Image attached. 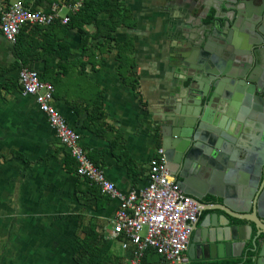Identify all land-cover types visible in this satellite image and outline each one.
<instances>
[{
    "label": "crops",
    "instance_id": "0c3cea01",
    "mask_svg": "<svg viewBox=\"0 0 264 264\" xmlns=\"http://www.w3.org/2000/svg\"><path fill=\"white\" fill-rule=\"evenodd\" d=\"M15 1L44 12L50 11L55 4L68 6L76 2L0 0V12ZM109 2L108 5L92 4V12L100 10L101 13L97 21L83 26L89 35L86 40L78 28L63 30L60 27L65 25L56 20L61 26L53 30L47 28L51 37L46 39L51 42L47 53L30 67L12 70L16 61L14 46L0 29V264H43L38 248L45 245V240L41 242V237L38 239L36 235L40 220L55 221L57 224L52 226L56 232L71 235L70 248L63 250V258H51L48 264H70V260L73 264L80 248L79 244L74 247V240L81 236V226L91 223L105 241L100 256L114 252V246L118 245L120 252L114 253L121 257L123 264H128L132 257V251H125L113 237L119 201L105 195L99 199L94 197L92 192L96 188L76 174L77 163L58 139L47 116L38 109L34 97L25 96L18 81L23 67L37 71L43 82L54 87L53 105L81 134V144L92 162L99 164L98 168L123 194L144 189L148 185L150 161L161 148L159 136L164 114L168 111L166 104L174 95L179 96L183 85L189 83L186 78L191 73L177 64V59L184 51V39L192 27L187 13L196 3L195 0ZM226 4L229 5L223 2V13ZM112 13V23H120L113 33L114 40L98 33L99 29L107 32L102 22ZM215 13L211 9L209 15ZM65 14L72 15L64 9ZM225 21L221 19L222 24ZM81 22L80 19L78 23ZM127 42L131 47L125 49V55L131 60L126 73L138 79L137 90L123 81L119 72L120 56L116 45ZM58 43L66 45L71 53L61 69H53L54 55L49 52ZM41 51L38 49L37 53ZM65 54L64 51L63 56ZM102 59L105 60L103 65ZM58 62L56 59L54 63ZM101 92L106 112L102 127L97 119L87 122L88 113L92 112ZM75 107L80 112L75 111ZM117 134L123 137L124 152L120 151ZM101 258L91 257L89 264H99ZM253 258V254L247 258L209 261L190 258V264L237 259L256 264ZM145 263L164 264L163 259L148 252Z\"/></svg>",
    "mask_w": 264,
    "mask_h": 264
},
{
    "label": "water",
    "instance_id": "95a60500",
    "mask_svg": "<svg viewBox=\"0 0 264 264\" xmlns=\"http://www.w3.org/2000/svg\"><path fill=\"white\" fill-rule=\"evenodd\" d=\"M220 1L213 3L211 0H195L196 5L187 13L192 27L184 39V51L177 59V64L189 69L191 74H188L186 79L189 83L183 85L179 96L174 95L166 104L168 111L164 114L159 139L168 169L177 180L181 179L178 180L181 190L202 206V212L207 213L193 228L189 257L192 260L198 258L209 261L243 256L247 258L253 254L256 264H264V183L260 185L264 160L256 163V166L253 164L249 189L236 193L232 198L211 193L212 197L221 200V205L217 207L206 206L203 196L194 189L192 182L182 175L179 177V168L185 165V160L195 162L194 150L200 141L196 133L201 129L213 130V126H223L222 122H213L219 117L214 116L219 111L211 110L215 100L219 99L218 103L224 108L226 103L229 105V117L237 113H242L241 116L248 114L253 119L256 116L255 112L247 109V105L257 97L256 91L261 89L263 83L256 79L251 81L247 100H244V91L238 85L233 87L232 94L219 97L223 86L219 81L228 75L226 71H221L222 65L214 48L219 43L225 53L236 55V52L237 58L243 60L236 62L248 68L264 60V0H224L229 5L226 4L223 16L220 14L223 2ZM211 9L216 13L210 16ZM222 18L226 19L224 24L221 23ZM239 25H242L241 30H238L241 41L231 35ZM249 36H255L256 39L249 40ZM241 106L246 108L244 113ZM224 140L234 142L231 137H225ZM202 141L207 151L214 149L217 154L216 150H220V142L216 143L212 138H202ZM251 148L255 149L254 144ZM206 165L203 164V167ZM253 225L256 226L254 229Z\"/></svg>",
    "mask_w": 264,
    "mask_h": 264
},
{
    "label": "built area",
    "instance_id": "2783aa9c",
    "mask_svg": "<svg viewBox=\"0 0 264 264\" xmlns=\"http://www.w3.org/2000/svg\"><path fill=\"white\" fill-rule=\"evenodd\" d=\"M86 1L76 0L68 6L55 4L49 12L34 11L20 1L12 2L1 9V32L9 43L15 44L21 29L27 26H48L56 20L67 25L71 19L68 14L63 15L64 9L76 14ZM18 81L24 95L34 97L38 109L47 116L58 139L77 163L76 174L95 184L103 195L119 201L113 237L125 251H132L128 264H142L149 251L156 252L164 264H190L187 252L202 206L181 190L168 169L162 148L150 161L148 185L125 195L93 164L81 144V134L53 105L54 87L43 82L37 71L25 67L19 71Z\"/></svg>",
    "mask_w": 264,
    "mask_h": 264
},
{
    "label": "flooded vegetation",
    "instance_id": "af4514ba",
    "mask_svg": "<svg viewBox=\"0 0 264 264\" xmlns=\"http://www.w3.org/2000/svg\"><path fill=\"white\" fill-rule=\"evenodd\" d=\"M220 14H223V11ZM241 28L242 25H239L237 30L231 33L234 38L237 37L238 40L240 39L239 41L242 40L238 32ZM253 39H256V37L249 36V40ZM214 49L218 52L217 58L222 65L220 68L221 71H226L228 75L224 80L219 81V83H223L220 90L221 96L219 97L223 98L232 94L233 87L238 85L244 91L242 92V95H245L244 100H247L249 98L246 95H250L248 89H251V81L256 79L263 83L261 89L256 91L255 97H257L252 99V103L247 105L248 110L255 112L256 116L254 119L248 117V114L241 116L242 113H235V116L229 117L227 115L229 105L226 103L224 108L219 104V99L215 100L211 110L214 112L219 111L215 112L214 115L219 117L216 120L214 119L213 122L216 121L217 124H221L222 122L223 126H213L211 127L213 130H210V128L207 130L201 129L199 133H196L200 141L197 142L195 146L197 148L194 150L195 162L185 160V165L179 168V177L182 175L184 179L192 182L194 189L199 195L203 196V202L206 203V206L217 207L221 205V200L212 197L211 193L227 197L231 196L232 198L236 193L239 194V192H244L245 189H249L250 176L252 175L250 171L253 164L256 166V163L264 160V60L259 62L258 65H253L249 61V64L252 65L248 68L236 62V60L240 62L243 60L237 58L235 51L236 55L233 53H225V50L220 47L219 43L215 45ZM250 60H252L251 57ZM240 109L242 112L246 110L242 106ZM223 119L225 120L223 121ZM210 137L216 143H221L220 150H216L217 154L214 149L207 151L206 146L203 144L202 138H208L210 140ZM225 137H231L234 139V142H227L224 140ZM253 144L255 149L251 148ZM203 164L207 165L203 167ZM178 180L181 179L178 178ZM263 183L264 166L261 170L260 185ZM218 212L221 214L220 211ZM204 215L205 213L201 211L198 220L200 221ZM250 215L252 216L253 214ZM255 227L253 225V229Z\"/></svg>",
    "mask_w": 264,
    "mask_h": 264
},
{
    "label": "trees",
    "instance_id": "16d2710c",
    "mask_svg": "<svg viewBox=\"0 0 264 264\" xmlns=\"http://www.w3.org/2000/svg\"><path fill=\"white\" fill-rule=\"evenodd\" d=\"M97 0H88L84 3L82 9L77 12L76 14H72L70 19V23L65 25L64 27H60L63 30H68L72 27L78 28V30L82 33L84 39L86 40L89 35L86 31H84L83 26L85 24H91L97 21V18L99 14L101 13L100 10H97L92 12V4L97 3H103L105 5L110 4L109 0H100L99 2H96ZM69 3H73L72 0H68ZM74 4V3H73ZM72 4V5H73ZM51 10V9H50ZM49 12V11H46ZM87 18V19H86ZM81 19V23H78V21ZM114 19V14L112 13L110 15V18L107 21L102 22V25H105L108 29L107 32H103L100 29L98 30V33L101 35H107V37L113 38V33L116 32V30L119 28L120 23H112ZM0 20H1V12H0ZM56 22V23H55ZM53 24L48 26H41V25H33V26H27L23 29H21L20 34L17 37V41L15 44H12L14 46V51L16 55V61L12 67V70H15L17 68H21V66H31L34 62L41 61V59L45 56V53L48 51V45H51V42L46 41V39L51 38L50 33L48 34L47 28L49 27L51 30H53V27L55 26H61V23L59 21H55ZM55 30V29H54ZM56 31V30H55ZM39 37L41 40L37 41L35 38ZM33 38V40H32ZM116 47L119 49V56H120V64H119V72L121 73L122 79L125 82H128L131 84L132 88L137 90L139 83L138 79L135 78L133 75L127 76L126 69L128 68V62L131 60L129 57H127L125 54V49L131 47V43L127 42L124 45H116ZM42 49V51L38 54L37 50ZM110 48H108L109 51ZM51 51L49 54L54 55L51 66L53 69H61L62 64L64 62H68L69 53H71L70 49L62 44L58 43L53 49H50ZM132 50V49H129ZM65 51V55L63 56V52ZM62 52V53H61ZM68 53V54H67ZM58 59V63H54L55 60ZM47 63H49L48 60H45ZM105 62L104 59L100 60L101 65H103ZM132 67V64H131ZM103 100H104V93L101 92L100 97L98 98L97 102L93 106L92 112L88 113L87 122L91 123L93 119H97L99 122V126L102 127V123L106 119V112L104 110L103 106ZM75 111L80 110L78 108H74ZM119 138V145H120V151L124 152V140L123 137H121L119 134H117ZM127 156V154H126ZM89 158L92 161V158L89 156ZM128 163H130V160H127ZM93 164L97 167H99V164L96 162H93ZM77 168V166H76ZM86 181V180H85ZM89 183L88 181H86ZM91 185V184H90ZM93 186L94 191L92 194L96 199H99V197H104V195L101 193V190L95 185ZM77 240L79 242L80 248L75 253V262L77 264H89L91 257L93 258H101L99 264H123L121 257L119 255H116L114 252H108L103 256H100L105 244V241L101 235H99L96 231V227L94 223H91L89 225H82L81 226V236H77ZM148 252V254H153L162 261V258L157 255L156 252L152 251ZM142 264L145 263V258ZM211 264H253L251 260H247L244 262H240L237 260H228V261H219L216 263Z\"/></svg>",
    "mask_w": 264,
    "mask_h": 264
},
{
    "label": "rangeland",
    "instance_id": "374dc122",
    "mask_svg": "<svg viewBox=\"0 0 264 264\" xmlns=\"http://www.w3.org/2000/svg\"><path fill=\"white\" fill-rule=\"evenodd\" d=\"M55 226L57 223L55 221H46V220H40L38 221V225L40 229L37 230V237H41V242H44L45 245L38 248V251L43 255L42 256V263L48 264L52 259H62L63 258V250H66L70 248L71 245V235L68 232H56L53 229V226ZM47 244V245H46ZM79 242L76 238L74 240V247H77ZM114 252H120V247L118 245H115L113 248ZM73 264H77L75 260H72ZM71 264V260H70Z\"/></svg>",
    "mask_w": 264,
    "mask_h": 264
}]
</instances>
